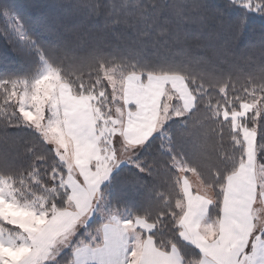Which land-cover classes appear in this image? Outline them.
<instances>
[{"label": "snow or ice", "instance_id": "1", "mask_svg": "<svg viewBox=\"0 0 264 264\" xmlns=\"http://www.w3.org/2000/svg\"><path fill=\"white\" fill-rule=\"evenodd\" d=\"M73 7L87 10L84 19L71 27L42 26L47 43L33 40L19 19L9 17L13 32L6 38L26 40L43 70L31 79L0 80V95L11 109L0 121V139L9 143V126L26 124L52 146L60 164L59 170L41 169L40 181L35 167L15 181L0 176V264H55L65 250L64 264H264V65L251 80L259 87L230 93L221 86L223 96L213 102L215 74L205 80L179 63L159 70L123 61L119 70L110 67L112 57L141 44H124L117 26L132 28L139 38L168 33L180 43L184 33L176 21L205 9L202 0H86ZM233 8L241 15L229 18ZM249 13L264 18V0H226L215 11L210 38L219 42L221 58L238 57ZM100 16L102 26L91 24ZM259 52L264 57V44ZM202 108L219 123V130L212 129L211 162L201 155L190 167L173 157L180 191L167 196L163 211L102 225L88 242L76 239L112 166L131 162L167 121L193 117ZM33 183L44 195L31 191Z\"/></svg>", "mask_w": 264, "mask_h": 264}, {"label": "rangeland", "instance_id": "2", "mask_svg": "<svg viewBox=\"0 0 264 264\" xmlns=\"http://www.w3.org/2000/svg\"><path fill=\"white\" fill-rule=\"evenodd\" d=\"M141 1V0H140ZM204 0H202L203 2ZM76 0H18L15 1V3H18L22 6V9L19 14H16L13 10L7 7L6 11H0V23L2 24L0 26V31L4 38L11 42L14 45V51L18 52L19 50L24 49L25 47L31 48L29 43L25 41H21L18 39L16 35L12 36V40L6 38L8 34H11L13 32V21L9 19V17H15L16 19H19L21 24H29L30 22L36 23L39 21V26H36V29L40 30L42 36L46 38V40L49 41V36L46 34V32L43 31L42 26H48L53 27L58 23H67L70 27L75 26L79 21L83 20L86 16L87 10L84 9L83 13L72 11L71 13H67L69 10L67 8H63L61 5H64V3L70 4L71 6H74ZM79 3L84 4L86 3V0H78ZM113 0H99V3L101 4H111ZM117 3L124 4L126 3V0H116ZM179 2H184V0H179ZM218 3V0H217ZM217 10H223L220 7L215 5L214 8L211 10L203 9L199 12H197V16L195 17H189L194 18L193 23H197L196 25H193L191 27H181L182 33H184V38L190 37V41L192 39H195L196 37L202 36V34H208L210 38V34L212 33V30L206 33L203 31V27H206V20L207 17H214V13ZM232 10H236L234 16L241 15V12L237 8H233ZM193 11V10H192ZM8 13V15L6 14ZM190 15V14H188ZM101 18L97 17L94 18L91 21V24H95L97 26L103 25V16H100ZM55 24H53V20H55ZM90 24V26H91ZM182 24V23H180ZM183 28V29H182ZM116 30H119V33H121L123 40L128 39L124 41V44H132L137 39H141V42H143L140 45H137L136 47L139 49L138 51L133 52H124L120 55L119 58L112 57L111 59L115 60L114 64H110V67H114L117 70L121 67V61L124 63H135L138 68H142L147 70V68L154 67L157 70L171 65L173 63L178 62H188L189 60H185L184 57H186V54H191L192 49L185 48L184 52L181 54L179 53V50L182 48L183 39L180 43H175L174 45L178 46L177 48L173 50H167L165 47V44L172 42L173 40L171 36H168V33H165L163 35H157L156 32L152 33L148 37L139 38L138 33L134 31L132 28L125 27L123 25L117 26ZM25 31L27 35L31 36L26 27ZM37 33V32H36ZM33 40L35 38L31 36ZM168 38V39H167ZM207 38V39H208ZM156 44H153V41H157ZM166 39V41H165ZM214 40V39H213ZM128 42V43H127ZM261 44H264V34L263 35H250L245 38V42L238 47V51L240 53L247 52V49L250 45H256V50L259 52V46ZM123 47V45H122ZM33 50V49H32ZM36 52V51H35ZM37 53V52H36ZM260 53V52H259ZM7 54V50L0 51V58H4V56ZM38 54V53H37ZM8 58L6 59V62L10 63V67L13 69H16L18 67H21V64L19 61ZM38 61L39 65L37 69L29 76L21 77L18 79H31L33 76L37 75L40 71L43 70V62L40 59V56L38 54ZM5 61L2 59L0 60V66L4 64ZM162 63H166L164 65H161ZM85 72H88L89 69L85 68ZM258 73L260 72V69L254 70ZM117 74H119V71H117ZM4 77L1 76L0 80H6L3 79ZM16 79V78H14ZM2 92V90H0ZM11 109H8L6 105L4 104L3 96L0 95V121H2V117L6 115V113L10 112ZM186 117V116H184ZM188 118V117H187ZM202 118V117H201ZM222 118V117H221ZM180 118H172L171 120L167 121L162 130L157 133L159 138L155 139L154 141L146 144L144 147L140 148L135 155L132 157L131 162L124 160L119 162V164L115 165L113 170L110 172V175L108 178L105 179L102 186L100 187L97 197H96V204H95V214L92 215V220L89 221V224L87 225L86 229H82L80 232V237H83V232L91 230L94 226L99 224L102 220L110 219L112 216V213H116V217L119 216L121 219L131 218L133 215V212L129 210L128 208H124L119 206V204L111 203L112 199L119 201V203L122 201L123 194L116 193V188L122 191L121 189L123 187H127L128 191L127 194H130L131 197L134 199L138 197L137 192L140 190H147L149 192V188H152V190L156 191L158 193V197H156L154 194H151L152 197L158 202V203H149L145 204L143 202L142 205H144L147 209V212H151L155 214L156 210H159L161 208L166 207L165 199L166 194H172L175 187L180 191V186L176 183L177 177L180 175L176 169L172 166V158L175 157L177 161L182 162L183 164L193 167L192 165L195 162L200 161V156L206 160V162L210 163L209 157L212 154L213 146L210 145V142H207L202 145L200 142L201 135L208 134L211 129L213 128V123L210 120H204L203 123H198L195 119H190L189 122H180L178 121ZM214 120V119H213ZM177 127L178 129H176ZM19 128H22L21 134H18L20 136L19 140L21 142H24L25 147H42L38 153L37 157L38 159H42L45 163V156L52 155L55 156V153L53 151V148L51 145L46 143L42 137V135L35 130L34 128L28 127L26 124H21ZM205 128V130H203ZM192 141V143H191ZM187 144H190L187 146ZM145 147H157L155 149V154L157 156L153 157L154 153H152V149L148 153L145 151ZM48 148V150H47ZM29 153V152H28ZM27 153V154H28ZM56 157V156H55ZM57 158V157H56ZM55 158V159H56ZM58 160V158H57ZM59 162V161H58ZM57 164H44L36 166V177L37 180L40 181L41 177L43 176V173L41 172V169L45 171H50V169L57 167V170H59ZM139 165V166H138ZM161 165V168L159 169L158 166ZM145 170H141V169ZM166 170H170L171 180H165V187H150L146 184H144V179L146 177L153 178L155 174L158 171L166 172ZM0 176L8 178L7 176H3V174H0ZM14 176V175H13ZM189 178L191 179V174H188ZM166 177V175H165ZM20 178V175L11 177L13 181ZM142 180V181H141ZM43 182H48L45 178ZM31 191L34 192L36 195H44V192L42 190H39V184L33 183L31 186ZM146 202V200H145ZM66 252V250L64 251ZM61 259H66L67 257H60ZM57 263V262H56Z\"/></svg>", "mask_w": 264, "mask_h": 264}, {"label": "trees", "instance_id": "3", "mask_svg": "<svg viewBox=\"0 0 264 264\" xmlns=\"http://www.w3.org/2000/svg\"><path fill=\"white\" fill-rule=\"evenodd\" d=\"M15 1L18 0H0V11H6L7 7L13 10L16 14H19L22 6L18 3H15ZM45 1V0H43ZM141 3H148L150 0H141ZM226 0H204L202 3L205 4L206 10H211L215 7L217 4L218 7L221 9L224 8ZM75 5L81 4L76 0L74 3ZM64 5H68L67 9L69 10L67 13H71L72 11H77L80 13H83L84 9H75L70 4L64 3ZM198 11L193 10L188 12L190 15H186L184 19L177 20L176 22L181 27H191L193 25L198 24L193 23L194 18L189 17H195L197 16ZM237 11L229 9L226 13V15L231 18L235 15ZM101 18V17H99ZM55 20H53V24H55ZM182 23V24H180ZM206 27H203V31L208 33L209 31L213 30L214 26V19L213 17H207V20L205 22ZM2 24L0 23V26ZM26 27L28 33L35 38V40H39L41 42L47 43L48 40L44 36H42L40 30L36 29V26H39V21L36 23L30 22L29 24H24ZM182 28V29H183ZM119 32V30H116ZM37 32V33H36ZM154 33V32H153ZM264 34V18H261L255 13H249L248 17L243 22V31L241 33L240 39L237 41L235 53L237 58L235 56L233 58H229L227 60L221 58L217 53L219 52V42L216 40H213L211 38H208V34H202V36L196 37L195 39H192L190 41V37H186L183 39V46L179 50V53L181 54L184 52L185 48L192 49L191 54L193 59H190L188 62H178L179 64L186 67V71L190 72L193 75H201L204 74L205 80H207V74L212 73L215 74L216 79L213 81L214 83V89L212 90L211 100L213 102H217L219 99L222 98L223 94L219 92V88L221 86H225L228 90V92H232L233 90H239L243 91L245 86L251 87H259V80H257V83L255 85L251 84V80L253 77H258V73L254 70L260 69L262 65H264V57L260 55V53L255 50L252 52H243L240 53L237 49L240 47L244 42L245 38L250 35H263ZM170 36V35H168ZM208 38V39H207ZM168 39V38H167ZM128 42H130L128 39H125ZM124 40V41H125ZM137 40V38H136ZM166 41V39H165ZM127 42V43H128ZM143 42V41H142ZM141 42V43H142ZM158 42V39H157ZM145 42H143L144 44ZM165 47L167 50H173L177 48L178 46L174 45V42H169L165 44ZM7 50V54L2 59L4 64L0 66V77L3 76V79H18L21 77H26L34 73V71L37 69L39 65L38 61V54L30 49L25 47L22 50H19L18 52L14 51V45L11 42H8L4 36L2 35L0 31V51ZM22 52L26 54H21ZM19 61L21 64V67H18L16 69H13L10 67V63L6 62V59L11 58ZM185 60H189L188 58L184 57ZM202 58V59H200ZM199 59V62L197 60ZM127 63V62H126ZM166 63H162L161 65H164ZM207 87V84H206ZM209 97H205V102H207ZM193 112L195 109L192 110ZM2 116V115H0ZM188 117V118H187ZM202 117V118H201ZM177 118V117H176ZM180 119L178 121L180 122H189L190 119L197 120L198 123H203L204 120H210L213 123V128L219 130V123H214L215 119L214 117H211V113H208L204 111L202 108L198 112L194 114L193 117H191V113L186 117H179ZM4 120V116L2 117V121ZM222 121V118H221ZM20 127V126H19ZM15 125L9 126L8 133H9V143H6L3 141V139H0V174H3V176L7 177H14L17 175H20L21 173L29 170L30 167H35L39 165L44 164H57L59 160L55 156L52 155H46L45 157V163L42 159H34L37 158V153L42 147H25L24 142H21L19 140L20 136L18 134H21L22 128H19ZM178 129L177 127H175ZM212 128V129H213ZM211 131L206 135H201L200 142L204 146L205 143L210 142V145H214L216 141V137L212 134ZM179 130V129H178ZM205 130V128L203 129ZM159 138V136L156 134L155 138L152 140ZM151 141V142H152ZM192 143V141H191ZM190 144H187L189 146ZM152 149V153H154L153 157L157 156L155 154V149L157 147H145L146 153H148ZM48 150V148H47ZM29 152V153H28ZM28 153V154H27ZM56 158V159H55ZM201 158V156L199 157ZM59 163V162H58ZM198 162H195L192 166H198ZM158 168H161V165L158 166ZM51 170V169H50ZM14 175V176H13ZM166 175V177H165ZM171 172L170 170H166V172L158 171L153 178L144 179V184L150 186V187H165L164 183L165 180H171L170 178ZM142 181V180H141ZM41 190V189H39ZM120 191L116 188V193L123 194L122 201L119 203V201L112 199L111 203L119 204L121 207H126L129 210L133 212L132 216H144L149 217L152 215H155L159 211H163L164 208H161L159 210L155 211L154 213L147 212V209L143 204H155L158 203L151 194H154L156 197H158V193L156 191L152 190V188H149V192L147 190H140L137 192L136 198H132L130 194H127L129 189L127 187H123ZM128 190V191H126ZM178 193V190L174 189L172 194ZM166 195V198L168 194L164 193ZM159 198V197H158ZM146 200V202H145ZM174 203V200H173ZM96 204V202H95ZM95 208L93 214H95ZM95 227V226H94ZM93 227V228H94ZM85 232V231H84ZM83 232V233H84ZM69 257V252L66 250V252L63 253L61 256L63 257ZM65 259L59 258L55 262V264H64Z\"/></svg>", "mask_w": 264, "mask_h": 264}, {"label": "crops", "instance_id": "4", "mask_svg": "<svg viewBox=\"0 0 264 264\" xmlns=\"http://www.w3.org/2000/svg\"><path fill=\"white\" fill-rule=\"evenodd\" d=\"M57 158H58V157H57ZM119 162H121V161L116 162V163L112 166L110 172L113 170V168L115 167V165L119 164ZM110 172L108 173V175H107L106 178L109 177ZM106 178H105V179H106ZM105 179L102 180V181L100 182V184H99V186H98V188H97V194H98V191H99L100 187L102 186L103 182L105 181ZM179 186H180V185H179ZM95 200H96V199H95ZM116 215H117L116 213H112V216H111L110 219L102 220L99 224H97V225H96L94 228H92L91 230L85 231V232L83 233V237L77 236L76 239H81L83 242H88V241L91 239V236L89 235V233H90V232H91V233H94L95 229L101 227L102 225H105V224H108V225H115V224H118V223H121V222H123V221H126V220H129V219H132V218L136 217V216H132L131 218L121 219V217H119V216L116 217ZM90 220H92V216L89 218V221H90ZM5 226L8 227V228H12V227H13L12 225H5ZM67 251L69 252V250H67Z\"/></svg>", "mask_w": 264, "mask_h": 264}]
</instances>
